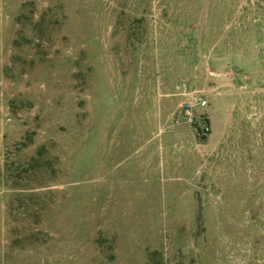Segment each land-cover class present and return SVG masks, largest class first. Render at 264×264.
<instances>
[{
  "label": "rangeland",
  "instance_id": "374dc122",
  "mask_svg": "<svg viewBox=\"0 0 264 264\" xmlns=\"http://www.w3.org/2000/svg\"><path fill=\"white\" fill-rule=\"evenodd\" d=\"M0 264H264V0H0Z\"/></svg>",
  "mask_w": 264,
  "mask_h": 264
},
{
  "label": "built area",
  "instance_id": "2783aa9c",
  "mask_svg": "<svg viewBox=\"0 0 264 264\" xmlns=\"http://www.w3.org/2000/svg\"><path fill=\"white\" fill-rule=\"evenodd\" d=\"M182 101L171 115L172 126L186 125L195 137L208 138L212 127L208 115L205 113L208 101L204 92L188 91L186 88L180 92Z\"/></svg>",
  "mask_w": 264,
  "mask_h": 264
},
{
  "label": "crops",
  "instance_id": "0c3cea01",
  "mask_svg": "<svg viewBox=\"0 0 264 264\" xmlns=\"http://www.w3.org/2000/svg\"><path fill=\"white\" fill-rule=\"evenodd\" d=\"M180 92L181 91H178V93L176 95H177V97L180 98V102H181L182 101V97L180 96ZM179 103H178V105H179ZM205 113L208 115L209 120H210V124H211V127H212L211 140H213L212 139L213 136H215L216 134H221V126H220V124H218L216 122V119L214 117H211V111H209V102H208V107L205 110ZM170 121H171V117H170V119H167V122H170ZM177 127L182 128L181 131H182V136L183 137H184L185 134H192L193 135V133L189 130V128L186 125L182 124V125L177 126Z\"/></svg>",
  "mask_w": 264,
  "mask_h": 264
}]
</instances>
